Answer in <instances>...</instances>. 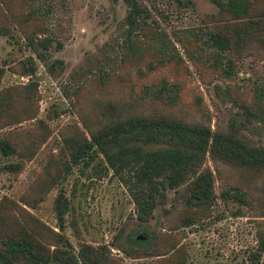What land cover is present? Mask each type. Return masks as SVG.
Returning a JSON list of instances; mask_svg holds the SVG:
<instances>
[{
	"label": "rangeland",
	"instance_id": "374dc122",
	"mask_svg": "<svg viewBox=\"0 0 264 264\" xmlns=\"http://www.w3.org/2000/svg\"><path fill=\"white\" fill-rule=\"evenodd\" d=\"M148 15L128 30L122 0H0V137L31 155L0 153V233L30 213L73 251L89 243L111 264H264V166L204 153L214 197L184 203L165 188L146 220L100 153L70 161L69 141L89 136L113 112L165 114L231 132L264 147V0H137ZM245 2L257 23L236 41L226 2ZM225 31L228 47L207 32ZM227 31V32H226ZM240 34H243L240 33ZM40 40L45 41L43 46ZM31 68V69H30ZM119 172H126L122 168ZM237 190L242 199L221 195ZM63 204L59 222L54 202ZM44 229L41 226H34ZM139 233L147 244L135 242Z\"/></svg>",
	"mask_w": 264,
	"mask_h": 264
},
{
	"label": "trees",
	"instance_id": "16d2710c",
	"mask_svg": "<svg viewBox=\"0 0 264 264\" xmlns=\"http://www.w3.org/2000/svg\"><path fill=\"white\" fill-rule=\"evenodd\" d=\"M126 5L124 22L128 30L140 29L148 15L146 7L137 0H122ZM222 9L220 0H214ZM226 9L232 12L231 30L236 41L247 35L256 21L245 16V2H226ZM227 32V31H226ZM243 34H240L242 33ZM210 44L218 49L228 47L230 38L225 31L207 32ZM44 46L45 41L40 40ZM31 69V68H30ZM257 94L264 98V80L256 87ZM7 94L0 96V107L6 108ZM70 161L83 159L89 163L100 153L112 170L126 184L135 206V216L146 220L154 205L160 201L165 188L185 185L184 203L190 207L206 206L214 197L212 177L209 169L202 166L204 153L224 161L246 166H264V147L248 143L231 132L210 129L201 122H186L165 114H142L129 112L112 113L98 127L89 131L81 140L69 141ZM30 144L17 147L6 137H0V153H16L20 157L31 155ZM20 160H8L0 169L16 170ZM125 168L126 172H119ZM223 197L237 200L242 194L237 191H221ZM57 220L62 219L63 204L54 202ZM27 227L17 222L11 229L0 233V264H111L104 251L82 243L73 251L65 238L56 230L46 227L30 213L22 215ZM34 226H41L38 229ZM148 238L138 237L135 242L147 244ZM264 245L260 239L254 254Z\"/></svg>",
	"mask_w": 264,
	"mask_h": 264
},
{
	"label": "water",
	"instance_id": "95a60500",
	"mask_svg": "<svg viewBox=\"0 0 264 264\" xmlns=\"http://www.w3.org/2000/svg\"><path fill=\"white\" fill-rule=\"evenodd\" d=\"M142 235H144V234H142V233H139V234H138V236H141V237H143Z\"/></svg>",
	"mask_w": 264,
	"mask_h": 264
}]
</instances>
